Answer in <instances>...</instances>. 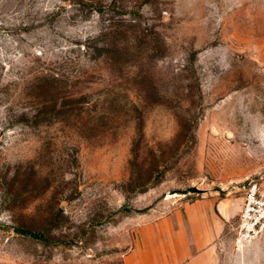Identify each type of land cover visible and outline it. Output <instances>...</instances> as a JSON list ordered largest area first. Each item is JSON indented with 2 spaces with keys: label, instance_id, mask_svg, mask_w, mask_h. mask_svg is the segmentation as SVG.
<instances>
[{
  "label": "rangeland",
  "instance_id": "obj_1",
  "mask_svg": "<svg viewBox=\"0 0 264 264\" xmlns=\"http://www.w3.org/2000/svg\"><path fill=\"white\" fill-rule=\"evenodd\" d=\"M251 181L264 0H0V264H129ZM237 217L212 264H264Z\"/></svg>",
  "mask_w": 264,
  "mask_h": 264
},
{
  "label": "crops",
  "instance_id": "obj_2",
  "mask_svg": "<svg viewBox=\"0 0 264 264\" xmlns=\"http://www.w3.org/2000/svg\"><path fill=\"white\" fill-rule=\"evenodd\" d=\"M241 201L203 200L191 204L186 210L187 238L180 227L169 231L170 236L167 231L147 235L144 249L135 250L136 257L129 264H212L213 250L206 245L212 241L213 230L220 222L237 217Z\"/></svg>",
  "mask_w": 264,
  "mask_h": 264
},
{
  "label": "built area",
  "instance_id": "obj_3",
  "mask_svg": "<svg viewBox=\"0 0 264 264\" xmlns=\"http://www.w3.org/2000/svg\"><path fill=\"white\" fill-rule=\"evenodd\" d=\"M234 231L237 248L264 235V186L257 181L249 182L244 188Z\"/></svg>",
  "mask_w": 264,
  "mask_h": 264
},
{
  "label": "trees",
  "instance_id": "obj_4",
  "mask_svg": "<svg viewBox=\"0 0 264 264\" xmlns=\"http://www.w3.org/2000/svg\"><path fill=\"white\" fill-rule=\"evenodd\" d=\"M20 232V231H19Z\"/></svg>",
  "mask_w": 264,
  "mask_h": 264
}]
</instances>
